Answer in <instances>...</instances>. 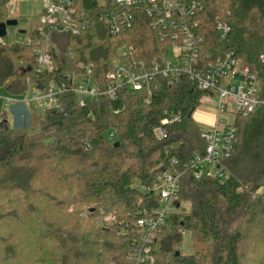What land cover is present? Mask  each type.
<instances>
[{"label":"trees","instance_id":"16d2710c","mask_svg":"<svg viewBox=\"0 0 264 264\" xmlns=\"http://www.w3.org/2000/svg\"><path fill=\"white\" fill-rule=\"evenodd\" d=\"M10 1L0 0V22L9 19ZM203 2V50L212 59L230 51L242 59L264 100V0ZM80 4L95 24L77 35L51 32L53 71H38L33 45L0 39V88L14 96L52 81L68 88L58 108L30 106L29 129L12 127L7 112L0 114V264H133L142 247L136 222L160 207L147 188L165 170L181 174L178 202H189L190 210L172 214L157 234L153 264H264V103L236 118L238 141L223 161L229 177L196 179L186 163L206 152L194 112L207 92L182 78L164 80L150 101L146 91L127 87L117 101L100 95L80 105L68 73H81V62L93 65L104 91L121 46L133 45L136 58L147 61L162 50L146 16L113 36L95 1ZM220 23L231 29L226 39ZM172 114L179 118L158 137L155 129ZM100 210L115 214L111 225L92 221ZM186 230L191 254L182 251Z\"/></svg>","mask_w":264,"mask_h":264},{"label":"built area","instance_id":"2783aa9c","mask_svg":"<svg viewBox=\"0 0 264 264\" xmlns=\"http://www.w3.org/2000/svg\"><path fill=\"white\" fill-rule=\"evenodd\" d=\"M40 1L39 25L31 29L38 31L39 37L34 38L29 32H20V38L12 42L33 45L38 71H53L55 60L51 32L77 35L92 28L96 20L89 10L82 7L81 0ZM93 1L98 6V17L113 36L132 29L140 17L146 16L162 43V50L159 55L147 61L136 58L133 45L121 46L118 57L107 74L108 85L104 91H100L96 84L93 65L81 62V73H68L71 77V88L78 94L80 105H85L88 100L97 99L100 95L117 101L121 97V91L127 87L146 91L149 96L147 101H150L153 91L164 80L173 84L182 78H189L199 89L206 91V95L217 98V111L213 127L203 129L202 136L207 143L205 154L193 157L186 163V168L192 171L196 179L204 176L221 181L227 179L229 173L223 161L230 156L238 141L236 118L238 115H249L264 100L259 99V81L249 73L242 59L231 51L212 59L211 53L203 50L198 18L205 7L203 0ZM218 30L222 39H226L231 29L220 23ZM67 89L64 83L52 81L46 88L33 87L23 95L10 94L11 97L1 98L5 107L15 114L18 106L24 107L26 112L22 118L28 116L30 121L26 106H34L43 111L58 108L59 94ZM178 118L177 114L163 118L161 125L155 129L156 135L166 136V125ZM114 135L115 132H111L110 137ZM147 190L160 198V207L153 215L146 211V216L136 222L142 247L135 250L133 264L154 263L152 244L157 234L169 224L170 216L182 211L185 206L183 202H178L181 190L179 173L165 170Z\"/></svg>","mask_w":264,"mask_h":264},{"label":"rangeland","instance_id":"374dc122","mask_svg":"<svg viewBox=\"0 0 264 264\" xmlns=\"http://www.w3.org/2000/svg\"><path fill=\"white\" fill-rule=\"evenodd\" d=\"M13 2H15L14 5ZM40 7V0H11L7 6L8 16L9 19H18L19 24L17 26H9L8 34L5 36L6 41L12 42L15 39H19V36L21 35L20 32H23L22 29L29 31L33 27L39 25ZM1 97H11V95L5 89L0 88V114H2L4 111L7 112L12 127L19 129H29L30 123L28 116H24L22 118L25 112L19 111V109H17L15 114L10 108L5 107L4 100ZM216 102L217 98L215 96L205 95L200 106H198L195 110L194 120L201 128L210 129L213 127L215 119L213 117V113H209L208 111L209 109L212 110V108H214ZM26 108L29 113V107L26 106ZM232 118L233 117L231 116V119ZM111 140L113 142L116 141V137L113 136ZM137 186L139 185L137 184ZM183 204L185 205L187 211L190 210L189 202L183 201ZM90 213V206H85L83 214L88 217ZM114 215V213H105L104 211L100 210V212H98L96 216L92 218V221H94L98 226H108L112 224ZM193 250L194 248L191 232L186 230L183 233L182 251L185 254H191Z\"/></svg>","mask_w":264,"mask_h":264},{"label":"water","instance_id":"95a60500","mask_svg":"<svg viewBox=\"0 0 264 264\" xmlns=\"http://www.w3.org/2000/svg\"><path fill=\"white\" fill-rule=\"evenodd\" d=\"M19 24L18 19L12 18L5 22H0V39L7 36L9 26H17Z\"/></svg>","mask_w":264,"mask_h":264},{"label":"crops","instance_id":"0c3cea01","mask_svg":"<svg viewBox=\"0 0 264 264\" xmlns=\"http://www.w3.org/2000/svg\"><path fill=\"white\" fill-rule=\"evenodd\" d=\"M16 109H19V111L26 112V109L24 107H22V106H18ZM216 111H217V104L215 103L214 108H212V110L209 109V111H208L209 113H213L214 119H215V116H216Z\"/></svg>","mask_w":264,"mask_h":264}]
</instances>
